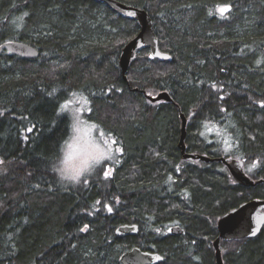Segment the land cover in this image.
Segmentation results:
<instances>
[{"label": "trees", "instance_id": "1", "mask_svg": "<svg viewBox=\"0 0 264 264\" xmlns=\"http://www.w3.org/2000/svg\"><path fill=\"white\" fill-rule=\"evenodd\" d=\"M116 1L148 13L170 56L141 50L126 81L118 55L138 31L132 19L98 0H0V45L39 51L35 60L0 53V264H119L134 246L159 264H215L217 220L264 200V182L242 187L221 162L184 160L178 149L182 113L187 152L235 157L264 180V0ZM163 91L171 103L143 94ZM76 100L101 154L69 174ZM213 126L231 138L230 153L210 141ZM125 224L138 235H115ZM219 246L224 264H264V226Z\"/></svg>", "mask_w": 264, "mask_h": 264}, {"label": "water", "instance_id": "2", "mask_svg": "<svg viewBox=\"0 0 264 264\" xmlns=\"http://www.w3.org/2000/svg\"><path fill=\"white\" fill-rule=\"evenodd\" d=\"M105 4L112 12L123 17L130 18L138 25V32L124 45L118 57V66L122 79L126 81V75L130 65L134 62L136 55L142 49H148L149 54L154 59L169 60V54L162 52L158 46V39L154 33L153 22L148 13L137 7H133L116 0H98ZM6 50L8 53L17 55L27 60H35L39 57V51L30 44L10 41L0 45V53ZM146 99L152 103L160 101L172 102L169 94L165 91L158 93L156 96L146 95ZM180 137L178 149L184 160L200 161L203 163H211L214 161L221 162L229 171L233 180L245 187H252L264 180L253 182L243 171V161L235 158L218 157L211 159L205 155L190 153L186 151V118L180 113ZM264 226V200L253 199L244 202L236 208L226 212L216 222L218 232L217 238L214 240L212 247L214 249L215 264H224L221 251L219 248L220 241L252 239L259 235ZM139 232L136 224L119 225L115 228L114 233L117 236H131ZM172 235H184L185 231L180 226H172L170 228ZM164 258L158 253L143 251L138 247H134L128 251L121 253L118 257L119 264H159Z\"/></svg>", "mask_w": 264, "mask_h": 264}, {"label": "rangeland", "instance_id": "3", "mask_svg": "<svg viewBox=\"0 0 264 264\" xmlns=\"http://www.w3.org/2000/svg\"><path fill=\"white\" fill-rule=\"evenodd\" d=\"M75 102L76 103L70 105L75 132L69 144V152L67 148L66 155L69 153V163L67 164V162H65V164L62 165V171L66 173L69 172V174H77L85 169L88 170L89 166L93 164V162L97 163V159H99L101 154V149L98 146L93 145V141L91 140L89 133L86 131L83 132L86 126H83L84 128L80 126L78 117L80 116L81 111L78 109L79 104L77 100ZM212 130L215 133V136L211 133L210 135H207L209 136L210 141H213V139L217 136L220 137L223 150L225 149L224 151L226 153H230L228 150L232 149V145L234 144L231 138L226 137L225 132L219 126H213ZM205 132H207V130ZM87 172H90V170Z\"/></svg>", "mask_w": 264, "mask_h": 264}, {"label": "flooded vegetation", "instance_id": "4", "mask_svg": "<svg viewBox=\"0 0 264 264\" xmlns=\"http://www.w3.org/2000/svg\"><path fill=\"white\" fill-rule=\"evenodd\" d=\"M243 170H244V164H243ZM244 173H245V171H244ZM245 175L249 178V179H251L253 182H256V181H258V180H254V179H252V178H250V176H248L246 173H245ZM233 179V178H232ZM235 182V181H234ZM236 183V182H235ZM237 184V183H236ZM239 185V184H238ZM258 185V184H257ZM241 186V185H240ZM256 185H254V186H252V187H245V186H242V187H245V188H254ZM255 199H258V198H255ZM248 201H250V200H248ZM248 201H244V202H248ZM244 202H241L240 204H242V203H244ZM240 204H238L237 206H239ZM236 206V207H237ZM236 207H234V208H236ZM174 226V225H173ZM218 233V232H217ZM136 235H138V234H136ZM131 236H135V235H131ZM218 236V235H217ZM217 238V237H216ZM243 240V239H242ZM247 240V239H246ZM222 241V240H221ZM231 241H238V240H231ZM224 242H226V241H224ZM229 242V241H228ZM213 244V243H212ZM220 244V243H219ZM134 247H137V246H134ZM134 247H132V248H134ZM220 247V246H219ZM131 248V249H132ZM139 248V247H138ZM141 249V248H140ZM142 250V249H141ZM214 250V249H213ZM144 251V250H143ZM221 255H222V253H221ZM223 259V258H222ZM224 263V262H223Z\"/></svg>", "mask_w": 264, "mask_h": 264}, {"label": "snow or ice", "instance_id": "5", "mask_svg": "<svg viewBox=\"0 0 264 264\" xmlns=\"http://www.w3.org/2000/svg\"><path fill=\"white\" fill-rule=\"evenodd\" d=\"M229 9L227 8V6H223V7H220L218 6L217 8V11L220 13V14H223L225 13L226 11H228ZM114 143V142H113Z\"/></svg>", "mask_w": 264, "mask_h": 264}, {"label": "bare ground", "instance_id": "6", "mask_svg": "<svg viewBox=\"0 0 264 264\" xmlns=\"http://www.w3.org/2000/svg\"><path fill=\"white\" fill-rule=\"evenodd\" d=\"M137 32H138V31H137ZM137 32H136V33H137ZM123 47H124V46H123ZM123 47H122V48H123ZM122 48H121V49H122ZM142 50H144V49H142ZM120 51H121V50H120ZM139 52H140V51H139ZM139 52H138V53H139ZM119 53H120V52H119ZM138 53H137V54H138ZM136 56H137V55H136ZM118 57H119V55H118ZM179 132H180V131H179ZM179 136H180V135H179ZM223 166H224V165H223ZM258 181H259V180H258ZM252 200H253V199H252ZM233 209H234V208H233ZM231 210H232V209H231Z\"/></svg>", "mask_w": 264, "mask_h": 264}]
</instances>
